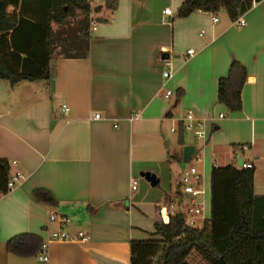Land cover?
I'll return each instance as SVG.
<instances>
[{"label":"crops","instance_id":"0c3cea01","mask_svg":"<svg viewBox=\"0 0 264 264\" xmlns=\"http://www.w3.org/2000/svg\"><path fill=\"white\" fill-rule=\"evenodd\" d=\"M93 1L95 26L88 21L86 50L68 45L77 42L70 37L67 53L54 49L48 80L11 86L0 79V159L10 173L24 175L0 194V264H42L39 252L13 254L6 243L21 234L45 241L56 228L48 220L52 210L69 218L67 232L82 231L88 239L49 242L46 264H130L131 241L157 239L161 208L186 198L180 195L182 170L173 174L185 145L194 146L202 163L201 172L196 168L203 190L200 227L210 216L213 166L237 167L232 160L239 155L254 169V194L264 195V0L239 16L243 26L233 25L225 11L178 18L182 0H113V8L107 0ZM25 2L30 17L36 0ZM14 10L19 7L7 8ZM188 49L194 54L186 58ZM78 51L86 56L66 57ZM167 56L171 77L165 79ZM233 61L247 71L237 112L217 101L218 79ZM167 89L172 94L165 97ZM188 111L196 128L204 122L199 147L183 140ZM143 172L158 183L151 186ZM37 189L54 202L38 201Z\"/></svg>","mask_w":264,"mask_h":264},{"label":"trees","instance_id":"16d2710c","mask_svg":"<svg viewBox=\"0 0 264 264\" xmlns=\"http://www.w3.org/2000/svg\"><path fill=\"white\" fill-rule=\"evenodd\" d=\"M26 0H0V79L11 86L19 82L48 80L54 73L51 59L56 47L62 52L71 37L86 50L91 0H37L36 10L26 15ZM41 1L40 3H37ZM114 7L113 0H107ZM261 0H182L176 17L184 18L200 11H225L231 21ZM19 7L11 13L7 8ZM30 6V5H29ZM69 19H75L68 31ZM57 28L53 30L51 24ZM66 50V51H63ZM80 51V50H79ZM66 57L83 58L86 52ZM247 71L233 61L225 77L218 79L217 101L229 112L241 110V90ZM180 133H181V127ZM181 141V140H180ZM254 169L233 165L213 166L210 172V216L202 227L184 225L182 213L169 216L168 222L154 223L157 239L131 241L130 264H187L196 252L206 264H264V195L253 192ZM10 174L7 160L0 159V194H5ZM38 201L54 202L44 189L34 191ZM41 241L36 235L21 234L9 239L6 248L21 255L31 249L40 252Z\"/></svg>","mask_w":264,"mask_h":264},{"label":"built area","instance_id":"2783aa9c","mask_svg":"<svg viewBox=\"0 0 264 264\" xmlns=\"http://www.w3.org/2000/svg\"><path fill=\"white\" fill-rule=\"evenodd\" d=\"M164 14L170 16L171 10L170 9H164ZM213 21L216 22L217 18H213ZM232 24L235 26H243L245 24V21L242 17H238L237 19L232 21ZM95 26V22L91 19L89 20V27L92 29ZM203 34V32L201 33ZM194 54L193 49H188L186 51V58L191 57ZM163 66L165 70L162 73V76L165 79H168L171 77V60L169 56L164 57L162 59ZM172 94V91L170 89H167L164 92V96L168 97ZM62 112L66 113L68 111V108L66 105H62L61 107ZM99 114H94V119H99ZM222 116V115H220ZM186 120L188 122L187 125H185L186 129H191L193 127V115L191 111H188L186 114ZM197 128L195 130V135L197 138L204 139L205 133H204V122L198 121L197 122ZM193 158L195 162H199L200 159L195 157L194 155H191L189 159ZM12 166L16 165V162L13 161L11 163ZM242 168H250L251 165L247 163H242ZM24 179V175L20 171H16L9 174L8 180L6 182V191H10L14 189L22 180ZM202 179L200 174L198 173L195 166H191L189 169H184L181 172L180 175V195L185 196V200L181 199L179 204H173L170 203L168 205V210L166 207L161 208L160 210V216L161 220L166 223L168 222L169 216L171 214H175L177 212L182 213L184 217V225L189 227H196L195 218L198 217L202 211V205L200 202L197 201L198 198H200L201 195H203V190L201 188ZM137 187V181L132 180L131 181V189L135 190ZM48 220L52 223L56 224V228L51 230L48 234V237L45 241L41 243L40 252L38 254V261L42 264H46L49 260L48 257V243L51 241H85L88 239V235L85 234L82 231H78L75 235L70 234L65 230L66 225L69 223V218L63 214L58 213L55 210H52L48 213Z\"/></svg>","mask_w":264,"mask_h":264},{"label":"rangeland","instance_id":"374dc122","mask_svg":"<svg viewBox=\"0 0 264 264\" xmlns=\"http://www.w3.org/2000/svg\"><path fill=\"white\" fill-rule=\"evenodd\" d=\"M28 1H30V0H28ZM32 1V0H31ZM37 1V0H36ZM93 3H94V1L93 0H91ZM41 1H38L37 3H40ZM26 7H28L29 6V2H26ZM34 7V6H33ZM40 7H41V4L40 5H35V7L34 8H36V15H35V18L37 17H40V15H41V12H40ZM30 8H31V5H30ZM223 14H225V12L222 10V11H220V13L218 14V16H220V15H223ZM93 20H94V22H95V19L93 18ZM71 21V20H70ZM75 22V19L73 20V23ZM97 22V21H96ZM56 28H57V26H56ZM55 28V29H56ZM65 29H67V27L65 26ZM63 51H66V50H63ZM195 130H196V127H195V125H193V127L191 128V129H186V128H184V131H183V140H184V142L185 143H190V144H193V145H195V146H200L201 145V143H202V139H200V138H197V136L195 135ZM176 138V137H175ZM232 161H234V162H236L237 163V159L236 158H233V160ZM191 166H195L197 169H200L199 171L201 172V167H202V163H200V161L199 162H195V160L193 159V158H191V159H189L188 161H186V162H181L179 165H178V167L176 168L175 167V170H174V176L175 175H177V172L178 171H180V170H184V169H189ZM201 188H202V184H201ZM200 197H202V195L200 196ZM201 200H202V198H201ZM207 202H210V193H208V195H207ZM201 222L202 221H200V219L199 218H195V223H196V225L197 226H201ZM187 262L189 263V264H206L201 258H200V256L196 253V252H191L189 255H188V257H187Z\"/></svg>","mask_w":264,"mask_h":264},{"label":"water","instance_id":"95a60500","mask_svg":"<svg viewBox=\"0 0 264 264\" xmlns=\"http://www.w3.org/2000/svg\"><path fill=\"white\" fill-rule=\"evenodd\" d=\"M194 154V146L192 145H185L182 148V156H181V161L184 163L189 160L191 155ZM237 167L242 166V160L240 159V156L237 155ZM141 176L148 182L150 183L151 186H154L158 183V179L156 176L150 172H143L141 173Z\"/></svg>","mask_w":264,"mask_h":264}]
</instances>
